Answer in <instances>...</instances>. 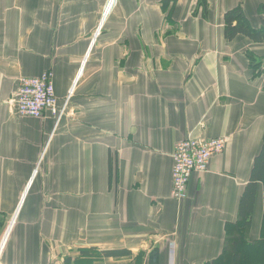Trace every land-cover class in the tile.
<instances>
[{"label":"crops","instance_id":"crops-1","mask_svg":"<svg viewBox=\"0 0 264 264\" xmlns=\"http://www.w3.org/2000/svg\"><path fill=\"white\" fill-rule=\"evenodd\" d=\"M239 4L264 27V0H0L2 264H74L87 249L93 264H229L240 236L264 240V180L244 210L264 43L227 40ZM48 71L60 104L72 90L66 114L20 116L21 79ZM190 136L227 146L176 200L172 155Z\"/></svg>","mask_w":264,"mask_h":264},{"label":"built area","instance_id":"built-area-1","mask_svg":"<svg viewBox=\"0 0 264 264\" xmlns=\"http://www.w3.org/2000/svg\"><path fill=\"white\" fill-rule=\"evenodd\" d=\"M71 94L72 90L65 102L60 104L53 73L48 71L40 76L22 78L14 103L20 116L46 118L52 115L60 121L66 114ZM226 146L227 140L220 137L199 139L190 136L180 140L172 155L174 159L172 196L176 200L185 199L193 174L207 170L212 156L222 153Z\"/></svg>","mask_w":264,"mask_h":264},{"label":"trees","instance_id":"trees-1","mask_svg":"<svg viewBox=\"0 0 264 264\" xmlns=\"http://www.w3.org/2000/svg\"><path fill=\"white\" fill-rule=\"evenodd\" d=\"M205 11H208V4L204 5ZM260 12H264V5L260 7ZM225 36L228 41H233L239 35H244L256 43H264V27L255 28L250 22L249 18L244 12L242 4L228 10L225 15ZM252 63L255 62L254 68L256 69L261 62L256 63V59L252 57ZM255 178L258 180H264V147L260 154V157L256 161L254 169V180L253 184L247 194L246 203L244 210L246 213L251 208L252 203V193L255 189ZM247 224V221H246ZM233 257L230 260L229 264H263L264 263V240L256 244L248 243L243 236H240L239 239L234 243L233 247ZM92 252V253H91ZM98 252H93L92 250H83L82 254L75 258L73 261L70 260V263L74 264H93L94 263V254ZM102 256H116L117 252H103L100 253ZM86 257V258H83ZM95 259H98V256H95Z\"/></svg>","mask_w":264,"mask_h":264},{"label":"rangeland","instance_id":"rangeland-1","mask_svg":"<svg viewBox=\"0 0 264 264\" xmlns=\"http://www.w3.org/2000/svg\"><path fill=\"white\" fill-rule=\"evenodd\" d=\"M262 61V63H261V65H259L257 68H256V70L258 71V73L260 74L262 71H263V68H262V65H264L263 63H264V61L263 60H261ZM256 63H257V61H256ZM255 64V63H254ZM188 193H189V189H188ZM188 197V196H187ZM10 232H11V226H10V228H8L7 230H6V234H4V235H6V238H5V241H4V245H3V251H2V253H1V259H0V264H2V258H3V254H4V250H5V246H6V243H7V241H8V237H9V234H10ZM5 237V236H4ZM2 239V238H1ZM4 239V238H3ZM3 239L2 240H0V245L3 243Z\"/></svg>","mask_w":264,"mask_h":264}]
</instances>
